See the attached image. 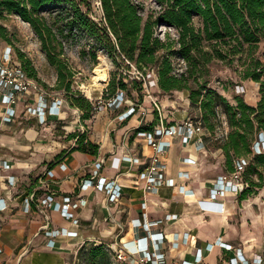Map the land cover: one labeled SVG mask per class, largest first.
Wrapping results in <instances>:
<instances>
[{
    "label": "crops",
    "instance_id": "1",
    "mask_svg": "<svg viewBox=\"0 0 264 264\" xmlns=\"http://www.w3.org/2000/svg\"><path fill=\"white\" fill-rule=\"evenodd\" d=\"M152 101L145 95L136 113L124 121H119L118 115H110L112 110H105L84 120L82 125H78V117L69 126L64 125L68 123L67 104L61 118L42 123L38 117L26 113L25 102L21 100L17 117L6 122L3 121L6 105L0 99V161L11 165L0 167V199H5L0 200V209L7 205L6 210H0V264H76L78 250L86 242H110L108 245L129 242L146 236L151 224L153 232L166 236L168 264L195 261L200 248L204 249L205 257L201 264H219L213 260L218 253L220 264H232L231 258L239 252L250 261L264 257V230L245 224L236 226L231 221L240 194L231 192L212 199V189L222 173L212 179L202 177L208 157L225 160L222 149L208 146L206 150H198L196 139L185 142L181 136H164L163 141L172 144L161 160L167 165V176L175 178L178 185L187 186L185 193L178 185H165L159 193L147 194L143 185L135 184L156 153L147 138L139 135L141 131H154L161 124ZM130 105L125 104L123 110ZM181 121L171 113L164 119L168 125ZM50 123L67 133L74 127L79 130L76 133L85 132L87 139L99 145V153L76 149L78 138L69 135L66 141L55 139L53 126L48 127ZM85 124L90 129L83 130ZM204 137L211 138L209 134ZM115 158L121 160L120 167L113 166ZM135 158L140 162L136 163ZM189 158L195 163L189 162ZM98 162L103 163L102 176L122 185L123 194L118 201H111L105 191L83 188L85 180L93 177ZM62 164L67 166L66 170ZM49 170H53L54 177L47 176ZM182 171L188 173L186 178L181 177ZM46 195L60 200L67 195L76 200L86 199L87 204L77 210L81 224L75 225L55 209L44 210L37 197ZM29 197L32 207L27 212L25 201ZM140 220L143 226H139ZM48 222L52 228L78 231L79 236H58L55 246L49 245L51 237L43 230ZM188 234L190 240L186 243ZM176 239L180 241L179 247L173 245ZM220 240L229 247L216 245L207 249L209 244ZM26 249L28 253L23 255Z\"/></svg>",
    "mask_w": 264,
    "mask_h": 264
},
{
    "label": "trees",
    "instance_id": "2",
    "mask_svg": "<svg viewBox=\"0 0 264 264\" xmlns=\"http://www.w3.org/2000/svg\"><path fill=\"white\" fill-rule=\"evenodd\" d=\"M158 1L165 6L164 11L157 18L150 17L146 21L140 14V5L134 0H102L104 24L93 20L83 9V5L90 7L89 0H0V16L5 12H17L33 25L44 41L51 60L58 66L57 87L66 89L71 95L72 104L83 111V120L95 115L97 105L88 97L73 92L71 79L74 71L50 47L54 38L58 39V34L41 14L45 5L68 3L72 8L69 14L73 16L70 21L72 26L96 36L118 65L129 62V67L134 65L144 75L151 70L161 92L187 91L192 105L201 110L199 118L209 137L218 132L223 122L228 124L227 133L217 139L216 147L223 150L228 172L236 169L237 160L247 159L243 179L248 187L240 193V197L246 199L255 187L264 186V149L261 152L256 149L264 133V60L257 55L259 43L264 38V0ZM196 17L201 18L200 25L196 23ZM161 23L177 27L179 39L165 42L157 36ZM6 30L0 25V31L5 36ZM176 43L180 45L178 53L187 62L186 70L180 74L176 72L170 55L160 53L164 48L172 49ZM19 58L28 76L41 85L32 59L24 53ZM216 59H229L231 63L238 59L243 67L242 79H252L261 84V98L257 105L247 102L243 95H235L232 101L211 85V64ZM108 90L111 93L106 100L115 98L122 90L127 96L137 91V102L141 103L147 94L144 80L131 75H121L119 82L112 80ZM70 137L78 138L76 149L99 153V145L87 139L85 132L72 133ZM209 140L211 143V138L205 139L207 148L210 147ZM253 173L259 176L258 180L251 177ZM103 245L94 248V264H100V254L108 256ZM108 264H111L110 261Z\"/></svg>",
    "mask_w": 264,
    "mask_h": 264
},
{
    "label": "rangeland",
    "instance_id": "3",
    "mask_svg": "<svg viewBox=\"0 0 264 264\" xmlns=\"http://www.w3.org/2000/svg\"><path fill=\"white\" fill-rule=\"evenodd\" d=\"M89 1L91 3L90 7L83 5V9L86 12H89L88 14L93 20L104 24L106 20L102 0ZM134 1L140 5V14L144 17L145 21L150 17H153L154 19L157 18L165 9V6L158 0ZM71 9V6L66 2L60 4H49L42 8L41 14L48 19L49 23L53 25L58 34V39L54 38L52 46L50 45L53 53L59 55V57L67 62L75 73L74 77L71 79L73 92L77 95H84L88 97L97 105L99 101H108L106 98L111 93L108 89L112 80H117V82H119L121 75H131L133 78L137 68L134 65L129 67L127 65L129 62L118 65L110 57L104 44L98 40L96 36L85 29L72 26L70 21L73 19V16L71 17L69 15ZM195 20L198 25L201 24V18L196 17ZM0 25H3L7 29V36L0 31V47L3 48L12 43L15 48V57L17 61L21 62L19 58L21 53L26 54L27 57L32 59L33 65L36 67L38 72V79L40 80L41 87L50 92L61 91L65 94L68 102L66 104L69 116L67 119L68 123L64 125L68 124L69 126H72V121L78 117H80L78 125H82V123H84L82 118L83 111L79 107L72 104L69 99V96L71 95L66 91V89H59L57 87L59 84L58 66L51 60V56L45 48L44 41L33 25L26 21L17 12H5L3 16H0ZM157 36L165 42L175 39L178 40L179 30L177 27L168 23H161L157 28ZM9 39H11V41H9ZM61 42L63 45H61ZM179 49L180 45L176 43L172 49L164 48L160 53L170 55L176 66V72L180 74L186 70L187 62L178 53ZM257 55L264 60V38L259 43ZM100 64H103L104 68H106L109 73V82L107 84L95 83V70ZM211 69V85L225 94L229 99L234 101L235 95H243L246 101L250 104H258L261 98V84L252 79H242L241 71L243 70V67L238 59L232 63L229 59L226 61L216 59L212 62ZM148 73L153 74L151 70ZM129 77L130 76H128V78ZM147 78L156 79V76H147ZM119 89L121 90V88ZM151 93L153 97L149 94L146 95L152 100L154 98L161 104H165L167 116L171 113V116L175 115L182 120L181 122H184L185 120L197 119L201 115V110L192 105L187 91L177 90L171 93H164L159 90L158 86H155ZM127 97L130 100H133V98L137 100L139 94L137 91H133L132 96L128 93ZM141 103L136 101V104L138 105ZM124 108V106L116 109L112 107L107 110L113 111L110 112V115L117 116L124 111ZM138 108H140V105L137 106V109ZM103 111L100 112L103 113ZM100 112L96 111L95 114ZM222 119L225 118L223 117ZM49 125L50 126L48 127L53 126L52 123ZM21 126L23 125L17 124V127ZM89 126V124H85L82 129H90ZM228 128L229 126L226 122H223V124L220 125L218 132L211 137V148L217 149V139L223 137L227 133ZM52 129H54V138L61 141L68 140L66 137L67 135L70 136L71 133L79 132L76 127L71 128L72 130H70L71 132L69 133L61 130L58 125L57 127L54 125ZM261 139H264V133L261 134ZM227 172L228 167L226 159L222 160L218 157L210 156L208 157L207 164L202 172V177L212 179L218 174H224ZM251 177L258 180L259 176L256 173H253ZM236 205L237 208L234 210V215H232L231 221L236 226H242V224H245L263 232L264 186L262 188L255 187L254 192L249 194L246 199H242L238 196ZM108 244H110V242L103 245V250L108 254V256L100 254L98 257L100 264H108V261H110L111 264H126L124 261H121L116 257L114 249L109 248ZM97 245H101V243L96 240H91L83 244V246L78 250L79 258L76 261V264H94V248L97 247ZM220 258L221 253H218V256L213 257V260L220 264Z\"/></svg>",
    "mask_w": 264,
    "mask_h": 264
},
{
    "label": "built area",
    "instance_id": "4",
    "mask_svg": "<svg viewBox=\"0 0 264 264\" xmlns=\"http://www.w3.org/2000/svg\"><path fill=\"white\" fill-rule=\"evenodd\" d=\"M15 48L13 45H6L0 47V99L6 105V113L4 114L3 121L12 122L18 114L17 106L21 100L25 102V111L31 116L39 118V121L46 123L49 120L61 118L64 109L63 106L67 103L66 98L61 92H50L47 89L41 87V85L34 79L28 76L27 72L23 69L19 61L15 57ZM154 76V73H148L144 75L139 70H136L135 77L143 79L145 82L146 92L151 97L152 89L157 86V80L155 78H147ZM130 103L131 105L125 111L121 112L117 117L119 121L128 119L131 115L136 113L137 106L135 102L127 97L124 90L119 91L118 95L108 101H99L97 104V111H105L114 107L120 108L124 104ZM153 103L156 111L161 117V124L154 131H141L140 136L147 138L150 145L153 146L156 153L152 158L151 163L145 167L140 173L135 182L136 185H143L147 194L159 193L163 186L174 187L177 186V180L167 176V165L161 160L162 154H165L168 148L171 146V142L163 141V137L167 135L181 136L185 142L196 139L197 149L206 150V128L200 118L194 120H185L184 122H176L173 124H166L164 119L166 118V109L163 104L153 98ZM256 149L261 152L264 149V139L257 143ZM132 159V158H131ZM133 160V159H132ZM131 160V161H132ZM191 163H195L192 158L187 159ZM136 163L140 162L139 158H135ZM121 160L114 159L113 166L120 167ZM248 165L247 159H239L236 162V169L232 172L221 174L212 189V199H218L226 196L228 193H242L248 184L243 179V173ZM1 168H10L11 165L4 160L0 161ZM61 167L66 170L67 166L62 164ZM103 167L102 162L96 164V169L93 171V177L86 179L83 188H96L100 191H105L109 195L111 201H118L123 194V187L117 180H110L106 176L101 175V169ZM182 176L186 178L188 173L181 172ZM47 176L54 177L53 170L47 172ZM13 184L15 182L13 181ZM180 191L185 193L187 186L178 185ZM36 196V195H35ZM39 205L46 210L47 208L55 209L59 211L63 217L71 220L75 225L79 226L81 220L77 210L87 204V200L80 198L76 200L71 195L63 197V199H57L54 195H46L45 197H37ZM4 200L5 199H0ZM25 209L27 212L31 211L32 199L29 197L25 201ZM147 206V202L144 203V207ZM7 205L0 210H6ZM139 226H143V222L139 221ZM1 228V223H0ZM152 224L148 230V234L143 237H136L129 242H116L109 245V248L114 249L116 257L124 261L126 264H168V255L165 251V234L156 233L152 231ZM43 230L47 231L50 236L49 245L55 246V238L58 236H79L78 231L69 230L67 228H52L50 222L43 226ZM190 240V235H187L186 243ZM134 243L135 248H131L129 244ZM173 245L179 247L180 241L177 239ZM216 245L222 247H229V244L224 241H218L217 243H211L207 246L210 250ZM0 247V251H1ZM28 250L23 252L26 255ZM204 249L197 250L195 261H183L178 264H201L204 262ZM232 264H264V257L259 256L253 261L243 258L239 252L236 257L231 258Z\"/></svg>",
    "mask_w": 264,
    "mask_h": 264
},
{
    "label": "bare ground",
    "instance_id": "5",
    "mask_svg": "<svg viewBox=\"0 0 264 264\" xmlns=\"http://www.w3.org/2000/svg\"><path fill=\"white\" fill-rule=\"evenodd\" d=\"M108 82H109V73H108L107 69L104 68L103 64H100L95 70V83L96 84H100V83H106L107 84ZM129 246L131 248H135L134 243L129 244Z\"/></svg>",
    "mask_w": 264,
    "mask_h": 264
}]
</instances>
